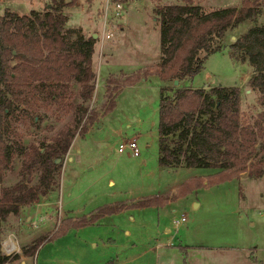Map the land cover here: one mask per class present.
Segmentation results:
<instances>
[{
    "label": "rangeland",
    "instance_id": "obj_1",
    "mask_svg": "<svg viewBox=\"0 0 264 264\" xmlns=\"http://www.w3.org/2000/svg\"><path fill=\"white\" fill-rule=\"evenodd\" d=\"M67 1H72L63 10L69 17L68 26L82 27L86 36H90L91 32L99 34L93 55L95 90L86 104L87 111L78 123L62 161L56 189L47 196H40L28 207H22L17 219L10 217L4 227L5 235L2 240L8 233H13L18 254H22L23 247L40 238L42 243L34 256L28 257L27 264H103L107 257L114 258V254L122 253L123 249L118 244L128 238V232L131 239L140 241V244H148L147 236H156L158 226L170 227L171 233L173 231L176 235V245L189 243L236 246L240 239L243 243L248 238H253L254 244L260 243L258 247L263 248L264 178L244 177L246 173H242L241 178L196 187L179 197L180 201L174 200L159 219V212L155 209L128 207L102 215L84 226H71L60 233L57 230L65 219H90L101 206L115 205L122 201H126L125 204L137 202L152 189L154 191L151 192H155V189L159 193L167 192L174 182H182L191 176L204 178L217 171L214 168L185 167L168 170L159 167L160 89L179 85L206 90L215 86L238 87L241 115L245 119H253L262 106L258 100V92L247 84L252 68L246 62L232 59L228 45L251 26H264V5L255 20L244 21L228 30L222 39L213 41L214 46L221 45V50L209 55L203 51L200 53V57L204 59L203 66L192 79L174 83L172 80L163 81L152 70L160 61V21L154 8L167 3H181L182 0H114L121 2L122 11L120 17H113L109 22L114 28V37L110 40H101L100 37L105 0ZM243 1L193 0L204 12L223 7H239ZM50 2L51 0H0V16L5 9L21 15L30 10L42 12L50 7ZM106 71L114 73L109 74L108 78L120 79L124 75L139 73L140 80L123 87L115 98V107L103 115L108 97L101 83ZM77 91L78 88L75 93ZM90 112L97 114L98 118L88 126L85 133H78ZM46 116L38 132L33 130L25 135V144L33 140L35 135L49 137L53 133L52 129L46 127V124L52 123L53 118L48 113ZM66 118H69V114L65 115L64 123L68 122ZM207 118L208 115L202 116L204 120ZM134 136L140 155L134 157L128 151L119 153L118 144ZM14 167V172L8 179L12 182L18 177V160H15ZM110 178L114 179V185L108 184ZM206 181L207 178L204 183ZM131 200L134 201L128 203ZM57 203L61 204L60 209ZM182 214L187 216V222L176 230L172 218ZM35 215L45 218L38 227L33 228L29 223V216ZM130 215L133 219H130ZM252 220L255 221L254 226L251 225ZM112 240L116 241L117 248ZM167 249L161 253L159 264L255 263L249 257L251 248L245 254L225 249L207 250L204 246L185 249L186 253L181 254L180 251ZM263 255L264 250L258 252L257 258H263ZM152 259L153 257L145 256L131 264H154Z\"/></svg>",
    "mask_w": 264,
    "mask_h": 264
},
{
    "label": "trees",
    "instance_id": "obj_2",
    "mask_svg": "<svg viewBox=\"0 0 264 264\" xmlns=\"http://www.w3.org/2000/svg\"><path fill=\"white\" fill-rule=\"evenodd\" d=\"M70 4L72 1L51 0L50 7L42 12L30 10L21 15L5 9L0 16V242L10 217L17 219L22 207L56 189L62 161L95 90V39L86 36L80 26H68L69 17L63 10ZM263 5L264 0H244L239 7L211 12H204L193 0L156 6L160 61L153 72L163 81L192 79L203 66L200 53L221 50V45L214 46L213 41L242 22L255 20ZM228 50L232 59L252 68L247 84L258 92L262 106L253 119L241 115L238 87H162L158 105L159 166L217 171L204 178L188 179L170 195L101 206L90 219H65L58 233L128 207L164 206L202 184L211 185L242 173L250 178L264 175V26H251L228 45ZM139 80V73L121 79L109 77L108 102L102 114L115 107V98L123 87ZM47 113L53 121L46 127L53 133L49 137L35 135L25 144V135L38 132ZM66 114L69 118L64 123ZM203 115L208 118L202 119ZM85 118L80 134L98 115L90 112ZM15 160L19 161L18 177L12 182L8 179ZM41 243L36 239L21 249L22 254L34 256ZM14 258L16 255L0 250V264Z\"/></svg>",
    "mask_w": 264,
    "mask_h": 264
},
{
    "label": "crops",
    "instance_id": "obj_3",
    "mask_svg": "<svg viewBox=\"0 0 264 264\" xmlns=\"http://www.w3.org/2000/svg\"><path fill=\"white\" fill-rule=\"evenodd\" d=\"M82 28V27H81ZM122 29V27H120ZM83 31H85L83 29ZM90 35H96L95 37V45H94V51H95V46H96V38H99V34L98 33H93L91 32ZM94 55V53H93ZM92 61H93V57H92ZM109 61V60H108ZM107 61V62H108ZM94 64V61L93 63ZM109 74H114L112 72H105L104 75V81L101 83V87L103 89H105L106 92V86H107V78L109 76ZM70 159V158H69ZM162 169H168V170H177L178 168H185V166H178V167H161ZM188 168V167H186ZM189 168H193V167H189ZM243 175L239 176V178H241ZM244 177H248L247 175H244ZM192 178L188 177L186 179H184L182 182L187 181L188 179ZM250 178V177H248ZM259 178H264V175L259 177ZM259 178H251V179H259ZM182 182H178V183H173V185L171 186V188L166 192H160L157 191L158 189H155V192H151L154 191L153 189L149 192V194L145 195V196H141V198H146V197H152L154 195H170L172 194L176 188L182 183ZM108 184L110 185H114L115 181L114 179L110 178L108 181ZM160 190V189H159ZM125 193L127 192L126 190L124 191ZM122 193V192H121ZM140 199V198H139ZM137 199V200H139ZM181 199H177L175 200V202L180 201ZM134 200L128 201L132 202ZM124 203H126V201H122ZM174 203V201H170L168 202L166 205L164 206H151V207H147V209H155L157 210V212H159L158 214V219L160 215H163L166 208H168L170 205H172ZM142 209V208H140ZM160 211L162 214H160ZM125 212V211H123ZM172 212H174V209L172 210ZM122 213V212H121ZM164 216V215H163ZM130 219H133V217L130 215ZM187 222V220L185 221V223ZM183 223V225L185 224ZM255 221L252 220L251 225L254 226ZM97 225L99 226V222H97ZM178 230V229H177ZM127 239L124 242H119L118 246L119 248H122V253L121 254H114V258L113 256H110L112 259H109L110 257H107L105 259V262H103V264H131L136 262L139 258L145 257V256H150L153 257V262L154 264H159V260L161 259V253L164 250H168L169 249H174L177 250L178 252L180 251V254L183 252L181 251L183 248L186 250H190L191 248H199L200 246H204L207 247V250L209 249H221V250H234L237 252H243V254H245L249 248H251V254L249 255L250 259L252 258L254 260V264H264V255L263 258L260 257V259L257 258L258 252H261L264 250V245L263 248H259L260 247V243L259 245L254 244L255 241L253 240V238H248L247 240H245L243 243L240 241L238 242V245L236 246H223V245H208V244H202V245H192V244H178L176 245L174 242L176 240V235H174L173 231L171 233L170 227L169 226H163L162 228H160V226L157 227L156 229V236H152L149 237L147 236L146 239H148V244H140L139 242H137L136 240H133L130 238V233L128 232L127 234ZM114 242V246L117 248V244L115 243V240H112ZM259 246V247H258ZM19 250H17L13 255H16V258L11 259L9 261H7L5 264H11V263H19V264H27L28 262V257L29 256H24L23 254H18ZM256 254V255H255ZM113 260V261H112ZM112 261V262H111ZM249 261V259L247 260ZM110 262V263H109Z\"/></svg>",
    "mask_w": 264,
    "mask_h": 264
},
{
    "label": "built area",
    "instance_id": "obj_4",
    "mask_svg": "<svg viewBox=\"0 0 264 264\" xmlns=\"http://www.w3.org/2000/svg\"><path fill=\"white\" fill-rule=\"evenodd\" d=\"M122 11V4L120 1H114V0H105L103 5V16H102V27H101V40L102 39H112L114 37V28L109 23L112 21L113 17H120ZM109 16L111 18L109 19ZM125 151L129 152V155L137 157L140 155L137 143H136V137H132L129 140L122 141L118 144V152L123 153ZM58 204V209H60L61 204ZM37 215V214H36ZM29 216L31 217L29 219V223L33 228H36L39 226L40 222H43L44 216ZM187 220V216L185 214H182L180 217H173L172 223L177 230L178 227L184 223ZM15 235L13 233H8L4 240L0 243V249L2 252L6 255H12L17 251V243L15 239Z\"/></svg>",
    "mask_w": 264,
    "mask_h": 264
},
{
    "label": "water",
    "instance_id": "obj_5",
    "mask_svg": "<svg viewBox=\"0 0 264 264\" xmlns=\"http://www.w3.org/2000/svg\"><path fill=\"white\" fill-rule=\"evenodd\" d=\"M92 37L95 39L96 35H93ZM177 81L178 80H174V83H177ZM58 161H59V159L56 160V162H58Z\"/></svg>",
    "mask_w": 264,
    "mask_h": 264
}]
</instances>
